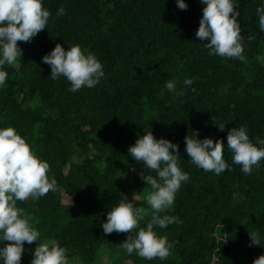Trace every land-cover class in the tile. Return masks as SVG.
<instances>
[{
	"label": "trees",
	"instance_id": "16d2710c",
	"mask_svg": "<svg viewBox=\"0 0 264 264\" xmlns=\"http://www.w3.org/2000/svg\"><path fill=\"white\" fill-rule=\"evenodd\" d=\"M185 3L181 10L176 0H44L47 28L31 42H18L23 55L16 66H4L8 77L0 89V127H14L56 180L40 199L17 202L40 232L38 242H25L21 264H31L44 239L58 240L70 264L103 257L111 264H253L264 254V161L246 175L225 146L232 170L215 175L191 163L185 151L192 131L226 145L228 130L246 125L250 139H264L260 0L239 2L243 62L208 54L206 41L195 35L203 5ZM57 43L93 53L105 73L100 83L71 92L63 76L51 79L42 57ZM169 80L182 95L167 91ZM148 131L179 144L180 167L189 174L168 212L181 223L156 229L174 245L164 261L128 255L121 243L129 233L102 228L122 194L145 209L141 227L151 220L145 199L151 188L140 178L147 170L128 152ZM253 231L261 234V246L250 244Z\"/></svg>",
	"mask_w": 264,
	"mask_h": 264
},
{
	"label": "clouds",
	"instance_id": "9594fccd",
	"mask_svg": "<svg viewBox=\"0 0 264 264\" xmlns=\"http://www.w3.org/2000/svg\"><path fill=\"white\" fill-rule=\"evenodd\" d=\"M43 2L0 0V89L6 86L8 77L4 66H16L23 55L18 42H31L41 30L47 28L51 13ZM239 2L200 0L203 14L195 35L200 41H206L204 46L209 50V55L242 62L246 59L238 22ZM176 4L181 10L188 8L185 0H176ZM256 13L259 30L264 32V0H260ZM64 14L65 9L60 7L57 15ZM42 61L50 66L51 79L66 78L71 92L83 87L93 88L105 76L100 60L93 53L82 50L78 44L68 46L66 50L57 43L42 57ZM183 83L191 87L193 81L186 78ZM165 87L176 96L183 94L182 90L177 91L175 81H166ZM192 91L196 89L192 88ZM215 124L220 131L225 130V123L215 121ZM225 146L232 153V163L240 165L246 175H250L254 167H260L261 161H264V139H250L246 125L228 130L226 145L223 140L199 139L196 131L185 137V151L191 163L215 175L232 170L223 158ZM128 152L147 170V174L140 173V178L151 188L145 198L151 209V220L141 227L140 221L147 215L145 209L135 206L127 195L122 194L119 202L107 212L102 228L105 234L129 233L121 243L128 255L135 252L147 260L158 258L164 261L174 245L167 236L159 235L156 229L181 223L179 217L168 212L173 210L176 194L182 183L189 180V174L180 167L179 144L163 137L157 139L152 131L138 137ZM49 170V163L36 154L14 127H0V264H21L25 242L32 244L40 240V232L24 209L17 206V202L29 198L36 201L53 190L56 180L48 175ZM150 173H155V176ZM249 235L251 245L261 246L259 232H249ZM33 257L31 264H70L67 249L56 239H44L35 248ZM253 264H264V254L256 258Z\"/></svg>",
	"mask_w": 264,
	"mask_h": 264
},
{
	"label": "rangeland",
	"instance_id": "374dc122",
	"mask_svg": "<svg viewBox=\"0 0 264 264\" xmlns=\"http://www.w3.org/2000/svg\"><path fill=\"white\" fill-rule=\"evenodd\" d=\"M97 264H111L107 257H103L100 263Z\"/></svg>",
	"mask_w": 264,
	"mask_h": 264
}]
</instances>
